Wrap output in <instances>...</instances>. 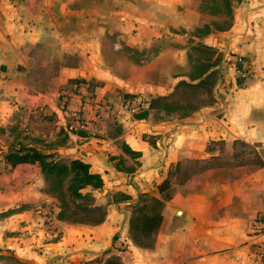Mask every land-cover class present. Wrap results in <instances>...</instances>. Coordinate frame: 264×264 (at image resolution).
<instances>
[{
  "label": "crops",
  "instance_id": "0c3cea01",
  "mask_svg": "<svg viewBox=\"0 0 264 264\" xmlns=\"http://www.w3.org/2000/svg\"><path fill=\"white\" fill-rule=\"evenodd\" d=\"M230 2L222 15L212 0H0V253L15 255L8 264H72L120 242L123 264H260L253 253L262 236L249 222L263 204L264 163L208 167L172 183L152 244L127 235L128 204L142 191L159 196L155 183L171 162L237 144L264 159V0ZM218 54L211 103L175 94L214 70ZM234 54L247 59L244 74ZM119 94L138 100V110L118 108ZM186 101L187 111L165 107ZM71 111L82 126L70 125ZM27 148L88 162L102 178L92 194L103 219L58 218L39 162L7 158Z\"/></svg>",
  "mask_w": 264,
  "mask_h": 264
},
{
  "label": "trees",
  "instance_id": "16d2710c",
  "mask_svg": "<svg viewBox=\"0 0 264 264\" xmlns=\"http://www.w3.org/2000/svg\"><path fill=\"white\" fill-rule=\"evenodd\" d=\"M213 72L214 70H211L202 79L208 78ZM185 83L187 84L188 82H183V84ZM128 97L131 98L130 96ZM49 155L35 148H27V150L21 153L10 152L7 154V158L13 162L34 160L39 162L40 169L47 180V191L56 200V215L58 218L75 223L93 224L101 221L105 215V206L103 204L93 201L75 202L74 207L78 208L82 213L81 215H69L64 212L66 208L64 200H58V194L63 193L62 189L66 190L72 197L89 198L90 190L98 188L102 184L100 174L91 171L88 162L80 158L66 160L53 158ZM248 162H255L257 165H260L264 163V159L255 150L233 149L226 159L221 158L219 154H211L206 157H185L171 162L166 169L165 175L155 183V191H157L159 196L149 191H142L139 192L136 200L128 204V237L132 243L139 246H150L152 244L155 232L161 221L162 199L168 197L169 187L172 183L183 182L191 174L208 167L238 165ZM81 189L85 190L82 192ZM106 252H108V249L103 251V253ZM99 264L123 263L118 256L109 254Z\"/></svg>",
  "mask_w": 264,
  "mask_h": 264
},
{
  "label": "rangeland",
  "instance_id": "374dc122",
  "mask_svg": "<svg viewBox=\"0 0 264 264\" xmlns=\"http://www.w3.org/2000/svg\"><path fill=\"white\" fill-rule=\"evenodd\" d=\"M233 1H235V0H233ZM214 3H215L214 7H216L222 15L223 14L226 15V13L229 15V9H230V3H231L230 0H212V6ZM194 52L200 53L204 59H206L207 54H211V51L209 49L202 48V47L201 48L200 47L194 48ZM218 61H219V54L216 55L215 59L212 61L213 65H217V66H216V68H214V72L211 76H209L206 79H201L198 83L193 84V85L188 84V83L182 84L180 86V88L177 89V92L175 94L183 96L187 101H189V100H200L203 103L204 102L205 103H211L213 101V98L209 94V89L211 90V87L213 86L214 81L218 75V71H219ZM194 64L196 67L202 68L203 65L205 64V60L200 61L198 58H195ZM187 101L185 104H179V103L177 104L175 102L171 103V104H166L165 107L169 110H176L179 112L187 111L192 107V105H190ZM222 145L219 143H216V144L207 143L208 147H215L217 149H225L226 146L225 145L222 146ZM238 149H242V150H246V151L254 150L253 147L245 146L242 144H240V145L237 144L235 146L234 150H238ZM227 155H229V153H219V156L223 159H226ZM48 158H50V157H48ZM248 163L256 164L255 162H248ZM84 190L85 189H81L82 192ZM61 191H63V193L58 194L59 195L58 200H61V199L64 200V202L66 204V208L64 209L65 210L64 212L69 214V215H81V213H82L78 208L74 207L75 202L82 203V202L93 201L92 190H90V192H89V198L72 197L71 195H69V193L66 190L62 189ZM123 249H125V246L123 245V242H120V243H117L116 248L111 249V250L108 249V252H106V253H99L90 259H81L80 258V259L75 260L72 264H99L101 262V260L103 258L107 257L109 254H114V255L119 257V254H121V251H123ZM118 252H120V253H118ZM14 258H15V255H13V253L8 249H5V252L0 253V259L6 260V262L4 261L5 264H8V261L11 259H14ZM45 264H48V262ZM52 264H54V263H52ZM59 264H71V262L65 263L62 260V261H59Z\"/></svg>",
  "mask_w": 264,
  "mask_h": 264
},
{
  "label": "built area",
  "instance_id": "2783aa9c",
  "mask_svg": "<svg viewBox=\"0 0 264 264\" xmlns=\"http://www.w3.org/2000/svg\"><path fill=\"white\" fill-rule=\"evenodd\" d=\"M230 61L237 73L239 72L244 74L247 71V59L244 56L240 54H234L231 56ZM117 106L118 108H126L130 112H136L139 107V102L135 98L125 97L124 95L119 94ZM104 112L106 115L112 116L115 113L113 105L105 104ZM68 119L71 126L80 127L83 125V122L79 120L78 115L73 111L68 114ZM249 227L253 234L262 236V238L256 242V248L254 250L253 256L257 261L260 262V264H264V196L263 204L250 220Z\"/></svg>",
  "mask_w": 264,
  "mask_h": 264
}]
</instances>
